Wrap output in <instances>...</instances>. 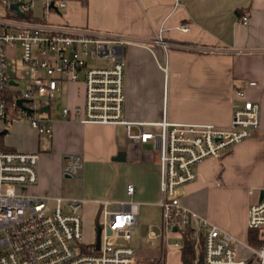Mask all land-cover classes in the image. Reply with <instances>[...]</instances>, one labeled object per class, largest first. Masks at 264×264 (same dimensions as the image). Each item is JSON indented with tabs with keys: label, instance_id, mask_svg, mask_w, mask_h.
I'll return each instance as SVG.
<instances>
[{
	"label": "crops",
	"instance_id": "0c3cea01",
	"mask_svg": "<svg viewBox=\"0 0 264 264\" xmlns=\"http://www.w3.org/2000/svg\"><path fill=\"white\" fill-rule=\"evenodd\" d=\"M64 1L65 6L56 11L64 23L136 39L124 47V116L144 122L145 129H156L153 124L163 119L228 126L236 103L243 99L260 103L261 128L220 156L196 164L195 178L179 188L181 202L234 235V245L247 240L248 209L258 200L264 183V0ZM242 16H247L246 22ZM159 36L169 43L167 49L157 41ZM252 81L255 83L250 84ZM56 93L63 94L62 109L81 102L83 88L80 82H61ZM61 109L50 118L51 136L40 134L24 119L32 130L29 137L9 141L11 145L4 143L5 149L39 153L36 191L60 192L64 178H69L62 174L65 156L75 153L82 158L81 169L85 170L79 176L82 194L90 197H81L83 207L96 212L95 225L103 199L130 198L139 203L133 231L138 229L142 204L162 211L157 203L159 171L154 143L128 139L122 125L64 119ZM132 128L138 131V127ZM149 146L154 150H144ZM120 150L125 151L124 160L113 159ZM110 167L117 170L114 177L99 176V170ZM128 183L135 187L131 196L125 190ZM241 186L244 191L240 196ZM108 208L112 210L114 204ZM146 219L152 221L141 239L152 244L136 252L137 256L143 264L147 258L168 262V251L175 248L163 241V218L159 234L157 215L146 211L142 220ZM169 236H173L171 232ZM177 252L179 261L168 263L182 262L181 250Z\"/></svg>",
	"mask_w": 264,
	"mask_h": 264
},
{
	"label": "built area",
	"instance_id": "2783aa9c",
	"mask_svg": "<svg viewBox=\"0 0 264 264\" xmlns=\"http://www.w3.org/2000/svg\"><path fill=\"white\" fill-rule=\"evenodd\" d=\"M36 2L41 10L39 16L34 13ZM64 6V0H0L3 127L25 118L40 134L51 136L48 112L59 84L80 82L82 101L72 107L64 106L61 117L83 123L122 125L128 139L154 143L162 225L181 239L188 232L193 242L194 264H264V183L260 187L261 199L249 206L247 215V228L253 231L257 245L240 242L248 252L243 257L235 254L234 235L184 205L179 195L180 186L195 178L196 164L209 156H220L261 128L260 103L250 99L236 103L228 126L163 119L153 124L156 129H145L144 122L124 116V47L136 39L120 32L54 23L46 17ZM241 20L246 22L247 16ZM182 28L189 29L187 25ZM157 41L165 49L169 46L161 36ZM43 107L47 108L41 111ZM65 159L62 174L76 176L82 168V158L71 153ZM38 160V152L0 146V264H143L132 246L108 242L111 238L132 237L138 202L130 198L101 200L102 220L96 223L94 239L83 242V198L28 192V187L38 181ZM125 190L131 196L135 187L128 183ZM111 203L112 210L108 208ZM173 247L181 250L182 242L175 241ZM145 261L171 264L154 258Z\"/></svg>",
	"mask_w": 264,
	"mask_h": 264
},
{
	"label": "rangeland",
	"instance_id": "374dc122",
	"mask_svg": "<svg viewBox=\"0 0 264 264\" xmlns=\"http://www.w3.org/2000/svg\"><path fill=\"white\" fill-rule=\"evenodd\" d=\"M64 8H62L63 10ZM41 10L39 7V2L34 3V13L35 15L39 16ZM46 15V14H45ZM46 17L54 23H64L63 18L61 16H59V14L56 11H51L49 12ZM22 74V72H21ZM63 101V94L61 93H56L54 98L51 100V109H50V113H49V118H52L54 113L58 110L61 109V102ZM36 116H39V113H36ZM25 118H20L19 120H13L11 122V124H9V126H6L5 128H7V133L2 135V141L6 144V145H11V141L13 143H15V141L17 140H21L22 138L25 139L26 137H29L28 135H30V132H32V130L30 129L29 124L25 123L24 121ZM3 122L0 120V130L3 127ZM10 141V143H9ZM14 145V144H13ZM17 147V146H16ZM144 150L146 151H153L154 150V146H149L144 148ZM39 163V160H38ZM37 163V169L39 167ZM105 172V173H104ZM116 168L114 167H110V169L107 170H100L98 171L99 176H104L106 174H112V176L114 177L116 175ZM83 173L85 174V170L80 169L77 173L76 176L74 177H69V178H64L65 182H64V186L63 189L58 192V193H52L49 192L53 195H62L64 197L67 198H90L88 196H85V194H82V189H81V179H80V174L83 175ZM78 176V177H77ZM103 177V178H104ZM38 182V181H37ZM244 187V186H243ZM242 186L240 187L241 192L239 191L238 194H240V196L242 195V192L244 191V188ZM28 192H37L36 189L34 188V186L32 187H28ZM41 193V192H38ZM44 193V192H42ZM147 211V213H151L154 212L155 215H157L158 217V224L159 226H157V232L158 234L161 233V217H162V211H160L159 208H148L142 204L140 207V213H139V225H138V229L134 230L132 233V238L129 240H126L124 238H111L108 239V242L111 241H116L120 244H129L132 245L133 247H135L136 252L137 253H141V249L142 248H148L151 246L152 242L143 240L141 238H143L144 236H146V232L149 228V225L151 223L152 220L150 219H146V220H142L143 214ZM95 211L90 207V206H85L81 209V215H82V221H83V232H82V240L83 242H91L94 239L95 236V222H94V217L95 215ZM95 215V216H94ZM150 215V214H149ZM100 220H102V216L100 217ZM160 227V228H159ZM164 243L166 244L167 247L171 248L174 246L175 241H178L179 243L181 242V238H179L178 236H169L170 234V229L169 228H165L164 232ZM250 234L252 236L248 237L247 240L244 238L243 241H241L242 243H250L251 245H257V243L254 240V233L253 231L250 232ZM146 239V237H145ZM242 243H239L238 245H232L233 248L235 249V254L236 256H247L248 252L246 250V248L243 246ZM172 250V249H170ZM167 261L168 262H178L179 261V254L177 252V250L175 249L174 251H172L171 253L168 251L167 254Z\"/></svg>",
	"mask_w": 264,
	"mask_h": 264
},
{
	"label": "trees",
	"instance_id": "16d2710c",
	"mask_svg": "<svg viewBox=\"0 0 264 264\" xmlns=\"http://www.w3.org/2000/svg\"><path fill=\"white\" fill-rule=\"evenodd\" d=\"M5 128V126H4ZM0 146L4 148H8L4 142L2 141V135H0ZM252 236L250 233L248 237ZM194 250H193V242L190 239L188 232H184L182 249H181V260L182 264H194ZM202 264V263H198Z\"/></svg>",
	"mask_w": 264,
	"mask_h": 264
},
{
	"label": "water",
	"instance_id": "95a60500",
	"mask_svg": "<svg viewBox=\"0 0 264 264\" xmlns=\"http://www.w3.org/2000/svg\"><path fill=\"white\" fill-rule=\"evenodd\" d=\"M47 107H43V108H41V111H43V110H45ZM5 133H7V128H3V129H1L0 130V135H2V134H5ZM124 158H125V151L124 150H120L118 153H117V155L116 156H114V158L113 159H115V160H124ZM68 177V176H67ZM261 197H262V192L260 191V193H259V200L261 199ZM173 229H175V227L173 228ZM99 229L97 230V234H96V247L98 248L99 247V242H100V240H99Z\"/></svg>",
	"mask_w": 264,
	"mask_h": 264
}]
</instances>
